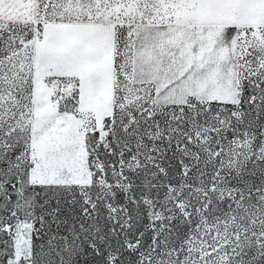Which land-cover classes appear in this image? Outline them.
Here are the masks:
<instances>
[{
	"label": "snow or ice",
	"instance_id": "6c2138e0",
	"mask_svg": "<svg viewBox=\"0 0 264 264\" xmlns=\"http://www.w3.org/2000/svg\"><path fill=\"white\" fill-rule=\"evenodd\" d=\"M0 264H264V0H0Z\"/></svg>",
	"mask_w": 264,
	"mask_h": 264
}]
</instances>
